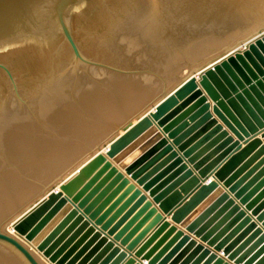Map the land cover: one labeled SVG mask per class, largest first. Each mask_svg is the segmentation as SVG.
Masks as SVG:
<instances>
[{
	"label": "water",
	"instance_id": "water-1",
	"mask_svg": "<svg viewBox=\"0 0 264 264\" xmlns=\"http://www.w3.org/2000/svg\"><path fill=\"white\" fill-rule=\"evenodd\" d=\"M101 1L0 0V69L58 35L95 64L71 22ZM155 2L184 77L0 227L22 264H264V0Z\"/></svg>",
	"mask_w": 264,
	"mask_h": 264
},
{
	"label": "rangeland",
	"instance_id": "rangeland-1",
	"mask_svg": "<svg viewBox=\"0 0 264 264\" xmlns=\"http://www.w3.org/2000/svg\"><path fill=\"white\" fill-rule=\"evenodd\" d=\"M130 13H140L137 17L142 15L141 18L148 16L149 19L155 20L145 26L150 25L152 34L144 38L146 41L142 40L143 38L138 39V36L144 33L142 28L139 29L141 34L137 32L138 35L135 36L139 41H132L136 45L118 44L117 33ZM157 14L152 0H103L87 8L81 17L71 22L77 44L86 59L106 63L119 70L146 71L132 73L137 81H125L126 84L137 86L135 91L118 90L115 87L120 85L121 78L124 77L112 79L113 75L102 74L115 72L116 75V70L76 61L71 47L61 35H58L56 42L50 47L31 48L24 53L11 52L2 56V60L16 79L18 89L16 91L6 73L0 69V111L10 100L22 104L19 96L24 101L29 100L38 90L52 83L60 74L66 73V77L72 79L71 82L68 80L64 87L72 103L68 114L73 124L61 127L57 123L49 124L36 120L37 127L28 126L23 134L34 137L28 145L25 144L28 150L26 153L19 149L16 153L11 148L9 155L7 147L1 149L3 153H0V181L3 182L2 190L8 194L11 204L8 203L10 208L0 215V227H8L12 220L25 211L56 180L76 169V166L110 136L118 125L139 113L163 91L171 89L184 77L186 70H181L182 64L176 55L179 48H166L164 23L158 21ZM97 70H100V73ZM75 81L76 84L90 83L101 92L94 93L99 94L97 98L86 100L89 97L87 94L83 100L78 93L71 91ZM91 101L99 111H94L89 106ZM109 124L112 125L106 127ZM97 128L103 130L100 129L96 133ZM0 264L22 263L13 251L0 245Z\"/></svg>",
	"mask_w": 264,
	"mask_h": 264
},
{
	"label": "bare ground",
	"instance_id": "bare-ground-1",
	"mask_svg": "<svg viewBox=\"0 0 264 264\" xmlns=\"http://www.w3.org/2000/svg\"><path fill=\"white\" fill-rule=\"evenodd\" d=\"M152 1L154 3L155 9L158 12V8H157L159 6L158 3H156L155 0H152ZM137 14H140V13H137ZM137 14L136 13H135V15L132 14V13L128 14V16L126 17V20L123 22L122 27L119 28V31H118L117 37H116V41H117L118 44H123V43H127L128 44L129 43V45L132 46V45L135 44V43L132 42L133 39L138 40V39H142L143 38L142 40H144V38L146 39L149 34L150 35L152 34L151 32H152L153 29L149 28L150 25H148L147 27H145V26L147 24H151L155 20H153L151 18L149 19L148 16H145L144 18H141L142 15H141V17L138 15L139 17H137ZM162 22L164 23V20ZM142 28H144V30H142L144 32V33L142 32L143 34H141V32H140L141 30L139 31V29H142ZM131 32L134 33V35L132 33L133 36L131 35ZM137 32L138 33L140 32V34H141V36H138L139 37L138 39H137V37H135V36L138 35ZM144 41H146V40H144ZM127 44H124V46L127 45ZM193 46L194 47H192L193 50H191V52L194 53L195 56H197L198 58H200L201 56L202 57L203 56H207L209 54L208 50H206L205 48L202 49V48H198V46L195 47L196 45H193ZM78 48H79V50H80V52L82 54V51H81L79 45H78ZM192 48H189V50L192 49ZM73 54H74V52H73ZM74 58H75V55H74ZM75 60L79 61V62H82V63H87V62H85V61H83L81 59H76L75 58ZM94 63L95 64H91V65L98 66L97 65L98 62L95 61ZM102 64L106 68H110V69L116 70L119 75L116 74L117 75L116 76L114 74L115 72L114 73L112 72V74L109 72L110 74H108V72L105 73V72L101 71L102 74L111 75V76L113 75L112 79H120L119 76L124 77V78H121L120 85L115 86V87H117L118 90L122 89L124 91L125 90L129 91V90L133 89L135 91V89H138V87L134 86V85L126 84L125 81H128V82L130 81V83L132 81H137L135 79V77L132 75V73H135V72L146 73V71H144V70H128V71H125V70H119V68H116V67H111L109 65H106V63H102ZM163 64H164V61H163ZM1 70H3V69H1ZM94 71H96V70H94ZM99 71L100 70H97V72H99ZM10 72H11L13 78H14L13 82L11 80L10 81H11V83L13 84L14 88L17 91L18 88H17L16 79H15V77H14V75H13L11 70H10ZM6 75H7V73H6ZM69 78H70L69 76L66 77V73H62L52 83H50L47 86H44L43 88L38 90V92L35 93V95L33 97L29 98V100L25 99V101H24L22 99V97L19 96L24 104L23 103L20 104L18 101H15V100H13V101L10 100L9 102H7L6 105L3 106V108L0 111V153H3L1 149H3L4 147H7L9 149V151L7 150L9 152L7 154H9V155L11 153L10 152L11 148H13L14 152H16V153H17L18 149L26 153L28 150H27V146H25V144L28 145V142L34 140V137H32V135L31 136L29 135L30 137H27L26 135H23V134H24V132L27 131L26 130L27 128H29V127L36 128L37 127V125L35 123L36 120H37V122L38 121H41V122L42 121L43 122L46 121L45 123H49V124L50 123H53V124L57 123L61 127H66V126H70V125L73 124L70 121V119H71L70 118V114H68L69 113L68 109H70V106L72 105V103L69 101L70 97L69 96H68L69 98L67 97L68 93L66 92V90H65L66 88L64 87L65 84L68 82V80L69 81L72 80V79H69ZM80 78H79V80H80ZM82 80H84V79H81V81ZM70 82H69L68 85H70ZM77 83H78V81H77ZM78 84H76V81H75L73 83L72 87H71L72 88L71 91L73 93H78L79 97L82 98L83 100H84V97H86L87 94L89 95V97L87 96L88 98L86 100L92 99L94 97L97 98V95H99V94L95 95L94 93L95 92L96 93H98V92L100 93L101 92V90L98 91L96 87L91 86L90 83H87V82H83L82 83L81 82V84H79V85ZM115 85H117V84L115 83ZM75 96H77V95L75 94ZM156 100H157V98H156ZM89 106L92 107L94 111H97V110L99 111L98 108H94V106H95L94 102L91 101L89 103ZM116 122L117 121H113V123H116ZM111 125L112 124L106 125V127L107 126L110 127ZM104 126H103V128H106ZM100 129H102V128L95 129L96 133H98V130H100ZM95 131H93V132H95ZM69 174H66V176H68ZM2 184H3V182L0 181V190H1L0 191V205H1L0 215L5 212V209L8 210L10 208V207H8V205H9L8 203H10V200L7 197L8 194L6 195V191L2 190ZM14 185H16V184H14ZM12 186H13V184H12ZM14 220H12V221H14ZM11 222L9 223V226L5 227L4 229H6L7 232L10 233L11 235H13L16 238L20 239L16 235V233H15V231L13 229V226L11 225ZM32 250H34V249H32ZM36 254H37V256L39 257V259L41 260V262L43 264H49L45 259L42 258V256L40 254H38V253H36Z\"/></svg>",
	"mask_w": 264,
	"mask_h": 264
},
{
	"label": "crops",
	"instance_id": "crops-1",
	"mask_svg": "<svg viewBox=\"0 0 264 264\" xmlns=\"http://www.w3.org/2000/svg\"><path fill=\"white\" fill-rule=\"evenodd\" d=\"M168 220L171 221L170 218H169ZM122 263H123V262H122ZM144 263L147 264L148 262L146 261V262H144Z\"/></svg>",
	"mask_w": 264,
	"mask_h": 264
}]
</instances>
